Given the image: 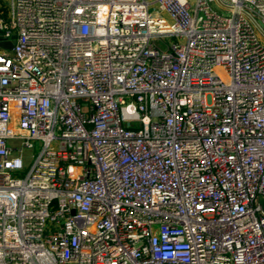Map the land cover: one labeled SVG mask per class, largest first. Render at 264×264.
<instances>
[{
  "label": "built area",
  "instance_id": "2783aa9c",
  "mask_svg": "<svg viewBox=\"0 0 264 264\" xmlns=\"http://www.w3.org/2000/svg\"><path fill=\"white\" fill-rule=\"evenodd\" d=\"M1 7L0 264H264V0Z\"/></svg>",
  "mask_w": 264,
  "mask_h": 264
},
{
  "label": "rangeland",
  "instance_id": "374dc122",
  "mask_svg": "<svg viewBox=\"0 0 264 264\" xmlns=\"http://www.w3.org/2000/svg\"><path fill=\"white\" fill-rule=\"evenodd\" d=\"M149 1H153V0H149ZM0 4L2 5V6H5L6 5V0H0ZM150 10L151 11H153L154 10V6H152V8H150ZM165 41H166V43L167 44H172V43H174V42H177L178 40H177V38H175V37H167L166 39H165ZM39 150V147H38V145L36 144L35 145V148L32 150V149H29V148H24V150H23V157H24V160L25 161H28V160H30L31 159V156L34 154V153H36L37 151ZM20 176V175H19Z\"/></svg>",
  "mask_w": 264,
  "mask_h": 264
},
{
  "label": "water",
  "instance_id": "95a60500",
  "mask_svg": "<svg viewBox=\"0 0 264 264\" xmlns=\"http://www.w3.org/2000/svg\"><path fill=\"white\" fill-rule=\"evenodd\" d=\"M13 39H15V36H13ZM13 45H14V41H12V40L0 42L1 48H5V49H9V50H11L13 48ZM259 202H260L262 209L264 211V198H260Z\"/></svg>",
  "mask_w": 264,
  "mask_h": 264
},
{
  "label": "trees",
  "instance_id": "16d2710c",
  "mask_svg": "<svg viewBox=\"0 0 264 264\" xmlns=\"http://www.w3.org/2000/svg\"><path fill=\"white\" fill-rule=\"evenodd\" d=\"M1 11H2V16L6 17L7 16V8L5 6H2Z\"/></svg>",
  "mask_w": 264,
  "mask_h": 264
}]
</instances>
